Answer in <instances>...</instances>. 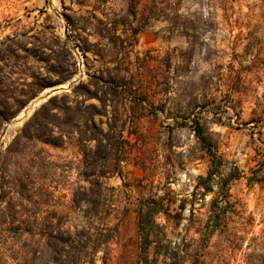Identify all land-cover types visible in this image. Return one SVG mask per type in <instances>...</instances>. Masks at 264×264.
I'll use <instances>...</instances> for the list:
<instances>
[{
  "label": "rangeland",
  "instance_id": "1",
  "mask_svg": "<svg viewBox=\"0 0 264 264\" xmlns=\"http://www.w3.org/2000/svg\"><path fill=\"white\" fill-rule=\"evenodd\" d=\"M24 27L73 51L78 70L58 96L73 101L107 67L125 80L113 107L130 145L104 180L118 231L107 264L137 263L149 208L169 241L206 264H264V0H0V40ZM34 111L0 149V264L42 252L50 229L88 225L89 206L74 202L89 187L76 139H16Z\"/></svg>",
  "mask_w": 264,
  "mask_h": 264
},
{
  "label": "trees",
  "instance_id": "2",
  "mask_svg": "<svg viewBox=\"0 0 264 264\" xmlns=\"http://www.w3.org/2000/svg\"><path fill=\"white\" fill-rule=\"evenodd\" d=\"M67 19L72 25L73 19L69 16ZM33 31L24 27L22 32L0 40V130L40 92L66 83L78 70V62L65 41L55 35L48 36L45 31ZM124 82L117 67H107L98 75L90 76L88 84L80 83L74 87L73 101L70 94L54 96L42 104L23 126L16 139L37 140L55 146L76 139L89 187L84 188L80 196L75 195L74 202L89 207L82 211L88 225L74 230L50 229L44 250L40 253L36 250L20 251L16 264L19 261L20 264H97L99 259L107 264L110 245L117 238L118 231L110 221L117 206L105 203L108 199L104 180L108 175L120 173V165L126 161L130 145L124 131L117 129L120 117L115 115L113 107L114 101L122 94L120 89H125ZM90 100H97L100 105H86ZM104 122L107 129L102 128ZM196 136L213 158L212 142L201 127H197ZM212 178L213 172L209 171L205 180ZM199 179L203 180V177ZM157 213H160L158 209L149 208L140 215L138 228L142 240L136 264H206L200 257L192 255L190 249L168 240L164 226L156 221ZM165 215L174 217L166 211ZM99 254H102L101 258Z\"/></svg>",
  "mask_w": 264,
  "mask_h": 264
},
{
  "label": "bare ground",
  "instance_id": "3",
  "mask_svg": "<svg viewBox=\"0 0 264 264\" xmlns=\"http://www.w3.org/2000/svg\"><path fill=\"white\" fill-rule=\"evenodd\" d=\"M65 86H66V84L60 86V88H64ZM48 91H50V90H47L46 92H48ZM38 106H39V104L38 103L37 104L35 103L34 106H32L30 109H28L26 111L27 113L25 114L24 119L27 116H29L33 112V110L36 107H38ZM24 113L25 112L21 113L18 118H16L14 121H12L10 124H8V126L5 128V131L3 133V136L0 138V149H2V146L4 144H6L16 134V132L18 131V129L20 128V126L22 125V123L24 121V119H23V114Z\"/></svg>",
  "mask_w": 264,
  "mask_h": 264
},
{
  "label": "water",
  "instance_id": "4",
  "mask_svg": "<svg viewBox=\"0 0 264 264\" xmlns=\"http://www.w3.org/2000/svg\"><path fill=\"white\" fill-rule=\"evenodd\" d=\"M74 48H76V47H74ZM74 48H73V50H74ZM67 84H70V86H71V82H69V83H67ZM66 84V85H67ZM50 91H48V92H46L47 90H45L42 94H40V95H38L35 99H33L32 100V102H30L29 104H28V106H26V108L21 112V113H23V112H25L24 114H23V119H24V117H25V114L27 113L26 111L28 110V109H30L32 106H34L35 105V103L37 104H39V106L38 107H36V108H39L42 104H44V103H46L49 99H51L52 97H54V96H56L58 93H60V92H62V91H64V88H60V86H55V87H52V88H50L49 89ZM46 92V93H45ZM35 108V109H36ZM34 109V110H35ZM33 110V111H34ZM36 111V110H35ZM34 111V112H35ZM20 113V114H21ZM19 114V115H20ZM31 115V114H30ZM29 115V116H30ZM29 116H27L25 119H24V121L26 120V119H28V117ZM19 117V116H18ZM30 119V118H29ZM14 121V120H13ZM23 121V122H24ZM12 122V121H11ZM11 122H9V123H11ZM8 123V124H9ZM7 124V125H8ZM4 131H5V128H4V130H3V133H4ZM3 133L1 134V137L3 136Z\"/></svg>",
  "mask_w": 264,
  "mask_h": 264
}]
</instances>
